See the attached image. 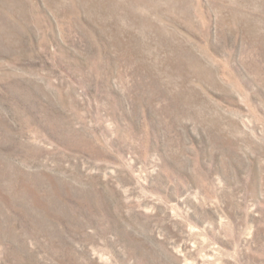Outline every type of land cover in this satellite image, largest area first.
<instances>
[{
  "label": "rangeland",
  "instance_id": "1",
  "mask_svg": "<svg viewBox=\"0 0 264 264\" xmlns=\"http://www.w3.org/2000/svg\"><path fill=\"white\" fill-rule=\"evenodd\" d=\"M0 264H264V0H0Z\"/></svg>",
  "mask_w": 264,
  "mask_h": 264
}]
</instances>
